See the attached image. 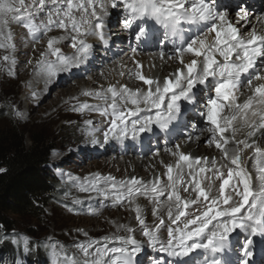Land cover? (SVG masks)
I'll return each mask as SVG.
<instances>
[{
	"label": "snow or ice",
	"instance_id": "6c2138e0",
	"mask_svg": "<svg viewBox=\"0 0 264 264\" xmlns=\"http://www.w3.org/2000/svg\"><path fill=\"white\" fill-rule=\"evenodd\" d=\"M113 11L120 13L121 30L137 42L131 47L134 69L119 75L131 76L138 86L117 81L81 91L80 96L95 103L70 97L66 102L71 103L70 110L95 112L102 118L99 124L91 119L83 122L91 144L100 143L99 135L108 143L129 133L135 139L154 128L169 131L182 115V102L195 106L203 86L207 99L200 116L206 126L200 133L208 134L204 144L214 147L219 158L193 155L176 144L166 149L174 162L161 161L163 173L149 179L118 180L99 172L70 179L79 192L109 201L108 207L127 204L148 246H158L169 257L189 258L188 264H197L191 257L201 252L211 254L204 255L203 264H230L217 254L230 252L239 232L248 235L231 264H253L254 238L264 237V13L252 23L246 8L239 7L234 22L229 10L218 7V0H0V49L9 53L0 61L16 64L11 55L16 50L13 24L35 44L46 41L39 58L28 64L48 91L62 74L70 76L89 61L95 43L109 46ZM241 21L248 27L242 29ZM53 32L61 34L50 35ZM149 40L157 49L153 57L178 65L167 75L146 74L135 58L138 46ZM62 45L71 48V54ZM150 67L155 68V63ZM8 72L15 74L11 68ZM31 96L38 99L37 91L32 90ZM15 115L23 118L18 110ZM248 152L252 155L246 162ZM141 198L152 205L151 227L145 215L149 209L139 202ZM72 202L81 203L78 198ZM114 227L113 234L99 238L79 229L86 239L75 242L71 254L63 245H45L51 264H138L143 247L137 229L115 223ZM11 243H22L25 253L32 248L27 237L14 236Z\"/></svg>",
	"mask_w": 264,
	"mask_h": 264
},
{
	"label": "rangeland",
	"instance_id": "374dc122",
	"mask_svg": "<svg viewBox=\"0 0 264 264\" xmlns=\"http://www.w3.org/2000/svg\"><path fill=\"white\" fill-rule=\"evenodd\" d=\"M234 14H236V11L234 12ZM15 28L16 34L21 36V44L23 45V47L24 45H33L35 47L38 46V44H35L32 41V43H28L30 42V38L26 36L25 30L22 27L15 26ZM117 29L119 33V29L121 28L118 24V21ZM118 43V40L110 41V45L108 46L109 49H107L108 52H112L113 48L114 50L118 49V47L116 46V44ZM44 44L39 45V47L43 49ZM63 50L70 52L71 48L64 46ZM118 53L119 52H117V57L119 55ZM145 54L149 53L144 52L142 55ZM147 56L150 57V55ZM25 59L28 61L33 60V56L28 54L26 55ZM28 61H23V67L26 68L29 65ZM100 64L102 65V63ZM101 65H99L100 70H103L104 66L101 67ZM107 65H111V63ZM90 76L91 75L89 74H81L80 76L78 74V76H72L71 78H69V81L72 82L73 86L76 85V83L82 81L84 84L85 80L91 79ZM152 76H157V74H153ZM118 78L119 80L121 79L120 75H118ZM23 82L24 81L19 78L16 79L15 74L11 76L8 73V76H3L2 78H0V130L18 129L21 132H25L28 137H30L34 133H39L42 138L49 141L50 153L47 169L48 174L50 175L49 179L52 182L51 186L54 188V199H51L50 204L42 210L38 211L37 214L33 217H9L12 220L14 228L10 233L6 235L4 244L6 242L9 244L11 249L14 248L15 258H17L18 256L20 257L16 260L15 264H51L52 258L50 255V249L46 248L45 245L52 243L63 245L69 252V254H71L75 251L72 245L77 241L86 239L83 235L80 234V232L78 231L79 229H83L87 233L89 232V237L92 238L111 235L115 232L114 229H108L105 226L102 227L101 221L109 224V222L113 220L111 219V217L118 218L120 213L129 211V213L131 214V211L129 210V206L127 204H124L120 208L109 209L110 212H108V210L103 211L105 206L103 207L102 204H98L97 200L92 201L91 199L82 198V195L87 194V192H84L83 194L79 192L77 187L74 186L73 181L70 179V177H76L82 180L83 176H88L92 172H99L104 175L111 174L108 173L109 170L100 171L95 168L87 170L82 178L79 177L77 173L73 174L75 169L77 171H80L91 163H95V166L96 162H99L97 160L87 158V162L84 163L86 159L85 157L83 158L81 156L80 152L84 148H88L86 144L90 142V140L88 139L89 136L86 134L85 125L83 122L87 119H91L94 121V119L97 118L98 122L94 123L99 124V119L102 118L95 112H74L70 110L71 103L66 102H64L62 106L57 110H52L51 105L56 102L55 97L58 96V92L61 89L66 90V87L53 88L42 93L38 97V99L31 98L29 101L26 99V90L24 86H22L23 84H21ZM126 82L125 83L128 84V81ZM94 84H91L92 88L97 87V84ZM70 87L72 86L70 85ZM203 90L205 91V89ZM66 98V96H63L61 97V100L63 101ZM79 99L80 101H83V99L86 100L87 98ZM87 100L92 103V100H90L89 98ZM31 101L35 102V111L28 114L27 104H29ZM93 103H95V101ZM16 110L23 114V118L17 117L15 115ZM195 110H198L197 107ZM98 138L100 140H103L102 135H99ZM123 143H125V140ZM29 144L30 141L26 138L25 146L28 147ZM115 145L116 147H114V149L117 148V146L119 147V143ZM96 150L99 149L96 148ZM121 150H123V148H121ZM121 150L119 151L120 155ZM100 151L103 152V149H100ZM125 157L127 156L125 155ZM125 157L119 156V159L115 161L117 162V164L124 167L125 164L123 158ZM248 157L249 155L245 154L246 162L248 161ZM105 159L107 160L111 158L106 157L102 160ZM121 175L113 176H115L118 180L126 178L124 173L122 176ZM66 193H68L67 196L65 195ZM73 198H78L81 203L73 204ZM69 208H71L72 211H69ZM112 214H114V216H110ZM86 218L89 221L85 220ZM136 225L137 226L135 229H137V231L135 235L137 240L141 242L143 247V251L138 256V261L143 258V260H145L142 264H150L147 261V258L152 252H158L159 250L157 248L153 249L148 246L146 239L141 235L139 231V225L137 223ZM14 236L17 239H19L20 237H27L30 241V244L32 245L31 250L25 253L22 247V243H11V240ZM162 238L163 236L161 237V239ZM6 256L7 254H3L2 252H0V264H11V262L7 261Z\"/></svg>",
	"mask_w": 264,
	"mask_h": 264
},
{
	"label": "bare ground",
	"instance_id": "6f19581e",
	"mask_svg": "<svg viewBox=\"0 0 264 264\" xmlns=\"http://www.w3.org/2000/svg\"><path fill=\"white\" fill-rule=\"evenodd\" d=\"M229 11L231 12V18L235 22V20H236V14H234L235 9L232 8V9H229ZM256 18L257 17H255V18L249 17V19L252 23L256 22ZM117 21H119V11H113L110 22H109L110 27H109L108 31H109V34L111 35V41H113V40L119 41L120 44H116L118 49L114 50V48H113L112 54H111L110 52H108L107 48H105L104 46H102L98 42L95 43L93 54L90 57L89 61L84 66H82L78 70H73V73L70 76L67 74H62L60 76L59 80L48 89V90H51V89L57 88V87H59V88H65L66 87L67 88L66 90L61 89L58 92V96L55 97L56 102L51 105L52 110H54V109L57 110L59 107L62 106V104L64 102L69 101L70 97H72V96H78L79 98H87V97L80 96V93L82 90L92 89V87H91L92 83L97 84V87H98L100 84L106 85L108 82L115 83L117 81H120L121 83H125L126 81H128L129 86H132V87L138 86V82L129 75H125L124 77L120 76L121 77L120 80L118 78V75L121 71L127 72L128 69H134V65H133L132 59H131L133 56V53L131 52L130 48L128 49V43H129L128 38H126V33H122L121 29H119L120 32L118 33ZM15 26L17 27L18 25L13 24L12 25V31H13L14 41L16 43V50H15V52L11 53V55H13L15 57L16 64L14 66L6 65L3 61H0V74H1L0 78H2L3 76L4 77L8 76V73H9L8 69L11 68L12 71H14V73L16 75V79L19 78V79L24 81L21 84H23L22 86H24V88L26 90V99L30 101V99L32 98V96H31L32 90L37 91L38 97L46 91H44L43 83L42 82L38 83L36 77L33 75L32 66L28 65L25 68V67H23L24 64H22V63L24 60H25V62L28 61L25 59L26 55H28V54L33 56L32 61H33V63H35V60L39 58V52L43 50L39 47V45L44 44V42L39 43L37 46L38 48L33 46V45H29V46L24 45V47H25L24 48L23 45L21 44V36L16 34ZM239 26L242 29L248 27V25L243 21L240 22ZM60 34L61 33H59V32H53L50 35H60ZM29 40H30V42H28L29 44L33 42L31 39H29ZM64 46L65 45H62L61 47L63 48ZM63 51L66 54H71V52H72V50L70 52H67L66 50H63ZM117 52H119L118 57H120L122 55L120 58L117 57ZM6 54H9V53L3 49H0V56L6 55ZM147 55H150V57H148ZM135 58L137 60H140L143 63V65H144L143 71L146 74H149V75L151 74V76L153 74H157V76L162 77L164 75H167L170 71H173L175 69V67L178 66L176 63H173L171 61H169V62H167V64H165L164 62H162L158 58L153 57L151 55V53L142 55L139 52V55H137ZM148 58H150V59H148ZM100 63H102V65ZM109 63H111V65H107ZM153 63H155V65H156L155 68L150 67V65ZM122 64L127 65V67L123 68ZM99 65H101V67L104 66L103 70H100ZM101 73H103L104 75H101ZM78 74H79V76L81 74H84V75L89 74V75H91L90 76L91 79L85 80L84 84L82 81V82L76 83V85L73 86L72 82L69 81V78H71L72 76H78ZM25 78H26V80H25ZM29 85H31V88L29 87ZM70 85L72 87H70ZM245 95H246V93H245ZM63 96H66L67 98L62 101L61 97H63ZM206 99L207 98H206L205 92L203 90V86H201V88L198 89V99H197V104L194 106V109H196V107L198 105H200L201 102L205 103ZM243 99H244V96L241 97V100H243ZM84 100L85 99H83V101ZM91 102L93 103L94 101H91ZM183 103L184 102H182V104ZM34 106H35V102H33V101H31L29 104H27V110H28L27 113L28 114L35 111ZM36 110H39V109H36ZM101 120L102 119H99V123L101 122ZM94 122H98V119L97 118L94 119ZM197 123H198V128L196 131H194V129H193L194 125H192V124L189 125L190 131L194 132L192 134H188V136L191 135L193 137L191 142H188V140H187L188 136H187L186 138H179L175 142L174 145L180 144L182 151L190 152L193 155L217 156L219 158V153L217 152V150H215L214 147L208 148L205 146L204 140L208 134L206 132L204 134H201L200 128H203L205 126L200 120H198ZM174 125H175V128L178 132H180L179 129L184 128L182 125L181 117H180L179 121L177 123H175ZM150 134H151V132L143 133V134H140L139 136H137L136 138H138L140 136H146V135L148 136ZM196 136H200V140H196L195 139ZM257 138H259V134H258ZM88 139L91 141V137H89ZM124 140H125V143L132 144L133 138H132L131 133H129V136L125 139H111V140H109L108 143H104L103 140H100V143H98L94 146L91 144V142H88V144H86L88 148H84L83 150L80 149L81 150V152H80L81 156L83 158L85 157V159H86L84 161V163L87 162V158H90L92 160H97L99 162H96L95 166H94L95 163H91L87 167H85L84 169H81L80 171H77L75 169L73 174L77 173V175L82 178V176L85 175V172L87 170H90L91 168H95V169H98L100 171L109 170L108 173H111L112 175H115V176H120L121 174L123 175V173H124L125 177L137 176V177H142L144 179H149L154 174L163 173L164 168L162 167V165L160 163L161 161H164V163H173L174 162L175 158L173 156H171L166 151V148L163 146V144L160 146L159 152L157 154H153L152 150H150V151L148 150L149 152L147 150H145V152L141 153L142 149H138L137 146H135L132 151L128 150L126 147H124L123 150L120 149L121 150V155H120L118 146L115 149H114V147H116L115 144H118V143L120 146V144H122L124 142ZM174 145H172L169 148L174 147ZM96 148L99 150H96ZM100 149H103V152L100 151ZM59 151H60V149H59ZM246 154H248L249 156L252 155L251 152H248ZM125 155L127 157H125ZM119 156L125 157V158H123V161L125 164L124 167L120 166L115 161V160L119 159ZM106 157H110L111 159L102 160L103 158H106ZM135 157H137V158H135ZM248 167H249V169L252 168L251 162H248ZM84 177L85 176H83V178ZM82 198L91 199L92 201L97 200L98 204H102L103 207L105 206L103 211L108 210V212H110L109 209H116V208L106 206L109 204V201L103 200L102 197L97 196L95 193L84 194V195H82ZM139 202L141 204H144L146 206V208L149 209V211H147L145 213V215H146V222H147L148 226L151 227L154 224V219L150 213V208L152 207V205L148 201L144 200L143 198H141ZM118 208H120V207H118ZM134 215L135 214L133 212H131V214H130L129 211L124 212V213H120L118 218H116V217L112 218L111 217V219H113V220H111L109 222V224H107L104 221H101V225H102V227L105 226L108 229L113 228L114 231H116V229L114 227V223L115 224H126L129 226H132L133 228H136L137 225H136V221L134 219ZM110 216H114V214H112ZM86 217H87V215H86ZM85 220H88V219L86 218ZM89 223H91V222H89ZM243 234H245V233H239L238 232L234 236H237L238 238H240V237H242ZM164 238H165V236H163L162 239H164ZM233 244H235V243H233ZM157 249H158V246H157ZM151 251H152V249H151ZM200 255L204 256L203 253L197 252V253H194L192 255V257L195 256L196 258L197 257L199 258ZM142 260H143V258H141L138 261V264H142L145 259L143 261ZM153 260L159 261V264H181L183 262L188 264L189 258L177 259L174 257H169L166 253L158 251V252H152L149 255V257L147 258V261L149 263Z\"/></svg>",
	"mask_w": 264,
	"mask_h": 264
},
{
	"label": "trees",
	"instance_id": "16d2710c",
	"mask_svg": "<svg viewBox=\"0 0 264 264\" xmlns=\"http://www.w3.org/2000/svg\"><path fill=\"white\" fill-rule=\"evenodd\" d=\"M26 138L30 141L25 146ZM50 144L34 133L28 137L20 130H0V252L15 264L14 248L4 241L13 230L11 216H35L54 199L48 174Z\"/></svg>",
	"mask_w": 264,
	"mask_h": 264
}]
</instances>
